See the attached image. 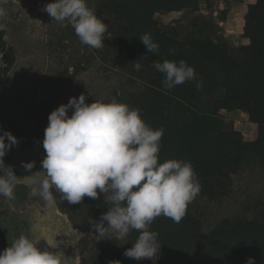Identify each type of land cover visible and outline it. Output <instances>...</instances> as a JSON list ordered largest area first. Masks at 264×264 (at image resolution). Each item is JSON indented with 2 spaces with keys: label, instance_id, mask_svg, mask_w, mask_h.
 I'll return each instance as SVG.
<instances>
[{
  "label": "trees",
  "instance_id": "16d2710c",
  "mask_svg": "<svg viewBox=\"0 0 264 264\" xmlns=\"http://www.w3.org/2000/svg\"><path fill=\"white\" fill-rule=\"evenodd\" d=\"M87 4L107 24L103 47L82 44L67 21L63 27L56 21L50 25L47 47L67 78L94 71L109 86L104 102L115 97L138 108L153 129L163 128L159 162H191L200 182L198 195L205 199L228 198L234 176L247 169L264 168V0H252L248 12L240 17L245 44L237 58L225 43L183 41L159 25L158 14L197 12L200 0H87ZM2 25L3 21L0 48L5 49L8 44ZM145 33L159 44L157 54L147 53L140 42L139 37ZM9 48L7 73L17 63L15 47ZM170 49L175 50L173 54ZM164 59L186 61L194 68L196 80L166 89L163 74L153 67L154 61ZM136 62L141 64L140 70L134 68ZM3 77L0 70V82ZM198 82L202 83L200 89L196 87ZM42 111L36 126L41 145L53 109L44 105ZM234 111L243 112L256 127L253 140L225 119L224 114ZM42 149L46 155L43 145ZM97 191L99 199L85 196L79 204H69L60 202V194L53 189L60 212L83 233L79 242L81 264H145L146 259L135 261L123 255L138 238L137 230L120 239L111 231L98 236L90 227L89 217L98 220L111 207L104 201V194ZM17 226L24 232L26 223ZM149 230L158 233L161 245L152 256L157 258L155 264H246L249 257L255 264H264V201L255 204L253 217L226 218L208 231L188 204L179 223L161 215Z\"/></svg>",
  "mask_w": 264,
  "mask_h": 264
},
{
  "label": "clouds",
  "instance_id": "9594fccd",
  "mask_svg": "<svg viewBox=\"0 0 264 264\" xmlns=\"http://www.w3.org/2000/svg\"><path fill=\"white\" fill-rule=\"evenodd\" d=\"M5 2L0 0V21L7 17L2 6ZM42 11L62 27L66 26L65 21L70 23L82 44L97 49L104 46L107 24L88 6L87 0H53ZM139 40L147 53L159 52V44L150 33ZM174 51L170 49L169 53ZM153 67L163 74L162 83L169 90L196 80L194 68L184 60L154 61ZM134 68L140 70L141 64L134 63ZM201 86V82L196 84L197 89ZM163 132V128L147 125L138 108L118 102L115 97L109 102L95 98L90 104L84 94L71 97L48 116L42 141L46 153L41 162L43 171L40 176L37 172L26 176L32 185L29 195L38 198L43 207L52 209L57 206L53 189L60 194V202L69 204H79L85 196L99 199V189L111 207L98 220L89 217L90 227L98 236L111 231L120 239L137 230L138 238L123 255L135 261L151 259L161 248L158 233L149 230L152 222L163 215L179 223L187 205L200 191L191 162L176 159L159 162ZM17 143L10 131L0 134V196L10 200L15 198L19 178L3 158ZM22 166L31 171L34 163L22 162ZM40 241L19 235L0 252V264H61L57 252L38 247ZM246 264H255L254 258L249 257Z\"/></svg>",
  "mask_w": 264,
  "mask_h": 264
},
{
  "label": "rangeland",
  "instance_id": "374dc122",
  "mask_svg": "<svg viewBox=\"0 0 264 264\" xmlns=\"http://www.w3.org/2000/svg\"><path fill=\"white\" fill-rule=\"evenodd\" d=\"M252 0H200L197 12L177 14L161 13L156 19L161 28L183 41L202 40L225 43L231 55L239 57L245 44L240 17L248 12ZM50 0H6L7 11L3 20L8 44L0 48V131H10L18 143L4 156L5 165H11L19 178L14 189V199L0 196V252L14 238L26 234L41 239V250L57 252L61 264H81L79 242L83 233L75 229L58 206L47 209L39 199L30 197L32 185L26 176H40L45 155L36 134V126L43 116L42 108L56 109L71 97L84 94L86 102L102 100L109 86L88 71L76 79L67 78L47 47L52 18L43 7ZM2 21H0L1 23ZM9 46L15 47L16 65L6 72L11 60ZM5 73H7L5 75ZM71 112V111H70ZM225 119L241 131L248 140L256 137V127L245 114L234 111L224 114ZM7 143V140H6ZM23 163H34L26 171ZM231 195L222 201H211L197 194L189 203L202 218L205 230L212 229L226 218L253 217L255 204L264 201V168H251L234 176ZM250 208V213L246 209ZM26 223L24 232L18 223ZM156 257L145 264H155Z\"/></svg>",
  "mask_w": 264,
  "mask_h": 264
},
{
  "label": "flooded vegetation",
  "instance_id": "af4514ba",
  "mask_svg": "<svg viewBox=\"0 0 264 264\" xmlns=\"http://www.w3.org/2000/svg\"><path fill=\"white\" fill-rule=\"evenodd\" d=\"M7 246L5 247V248H7V247H9L10 245L9 244H6Z\"/></svg>",
  "mask_w": 264,
  "mask_h": 264
},
{
  "label": "bare ground",
  "instance_id": "6f19581e",
  "mask_svg": "<svg viewBox=\"0 0 264 264\" xmlns=\"http://www.w3.org/2000/svg\"><path fill=\"white\" fill-rule=\"evenodd\" d=\"M38 238V237H37Z\"/></svg>",
  "mask_w": 264,
  "mask_h": 264
}]
</instances>
